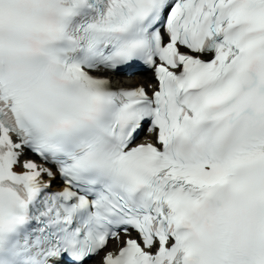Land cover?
Masks as SVG:
<instances>
[{
	"label": "snow or ice",
	"instance_id": "6c2138e0",
	"mask_svg": "<svg viewBox=\"0 0 264 264\" xmlns=\"http://www.w3.org/2000/svg\"><path fill=\"white\" fill-rule=\"evenodd\" d=\"M0 264H264V0H0Z\"/></svg>",
	"mask_w": 264,
	"mask_h": 264
},
{
	"label": "bare ground",
	"instance_id": "6f19581e",
	"mask_svg": "<svg viewBox=\"0 0 264 264\" xmlns=\"http://www.w3.org/2000/svg\"><path fill=\"white\" fill-rule=\"evenodd\" d=\"M127 85V84H126Z\"/></svg>",
	"mask_w": 264,
	"mask_h": 264
}]
</instances>
